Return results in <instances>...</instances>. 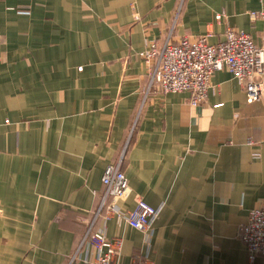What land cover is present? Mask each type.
I'll return each mask as SVG.
<instances>
[{
  "label": "crops",
  "instance_id": "0c3cea01",
  "mask_svg": "<svg viewBox=\"0 0 264 264\" xmlns=\"http://www.w3.org/2000/svg\"><path fill=\"white\" fill-rule=\"evenodd\" d=\"M261 12L264 0H0V264H87L80 244L122 155L119 207L161 212L149 234L97 219L122 239L121 264H250L238 232L264 201V101L227 70L197 106L148 92L139 53L172 28L264 45Z\"/></svg>",
  "mask_w": 264,
  "mask_h": 264
},
{
  "label": "built area",
  "instance_id": "2783aa9c",
  "mask_svg": "<svg viewBox=\"0 0 264 264\" xmlns=\"http://www.w3.org/2000/svg\"><path fill=\"white\" fill-rule=\"evenodd\" d=\"M133 9L134 6L131 15ZM260 14L264 15V12ZM252 16L257 14L252 13ZM174 33L172 28L165 40L148 41L139 53L146 65L148 92L188 93L189 102L197 106L207 100L213 89L214 74L227 70L245 87L248 103L264 101V45H258L248 33L236 29H228L225 39L216 44L210 42V33L184 35L179 39H175ZM122 161L123 155L117 163L108 165L102 176L104 194L80 244V248L86 244L91 247L87 264H121L122 239H108L103 228L95 230L99 217H103L106 224L116 216L130 227L149 234L160 215V208L143 199H138L136 207L130 211L119 207L118 201L126 198L130 190L128 178L121 168ZM238 238L246 246L250 264L258 257H264V201L249 212L247 221L239 228ZM130 264L144 262L136 259Z\"/></svg>",
  "mask_w": 264,
  "mask_h": 264
},
{
  "label": "rangeland",
  "instance_id": "374dc122",
  "mask_svg": "<svg viewBox=\"0 0 264 264\" xmlns=\"http://www.w3.org/2000/svg\"><path fill=\"white\" fill-rule=\"evenodd\" d=\"M80 69H81V67H80Z\"/></svg>",
  "mask_w": 264,
  "mask_h": 264
}]
</instances>
